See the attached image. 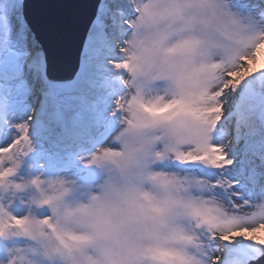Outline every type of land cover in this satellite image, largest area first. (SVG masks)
I'll list each match as a JSON object with an SVG mask.
<instances>
[{
  "label": "clouds",
  "instance_id": "1",
  "mask_svg": "<svg viewBox=\"0 0 264 264\" xmlns=\"http://www.w3.org/2000/svg\"><path fill=\"white\" fill-rule=\"evenodd\" d=\"M130 3L140 11L123 40L122 59L130 64L124 76L146 97L157 88L166 100L194 96L209 81L211 65L243 51L242 41L255 37L229 0ZM254 55L259 64L264 46ZM123 115L111 147L122 155L105 157L109 147L97 151L100 159L92 165L103 171L104 179L82 199H74L79 188L63 177L0 182L5 208L31 191L26 207L48 211L44 217L30 211L24 215L26 223L8 229V239L25 242L21 249L27 264H180L175 234L194 222L190 209L199 185L183 174L162 176L156 168L162 161L151 153L147 138L157 130L166 134L165 129L130 128L127 108Z\"/></svg>",
  "mask_w": 264,
  "mask_h": 264
},
{
  "label": "rangeland",
  "instance_id": "2",
  "mask_svg": "<svg viewBox=\"0 0 264 264\" xmlns=\"http://www.w3.org/2000/svg\"><path fill=\"white\" fill-rule=\"evenodd\" d=\"M120 1H124L120 6L118 0L100 1L80 53L77 73L68 82L58 84L45 73L44 53L23 19V0H0V66L6 58H14L6 69H0V147L18 135L14 126L21 123L28 125L32 147L31 152L22 156L14 180L63 177L78 186L74 199H82L103 181V171L89 161L99 149L114 146L113 137L119 128L118 115H113V111L121 85L109 61L121 59L119 47L123 46L128 31L124 20L133 17L130 0ZM230 5L247 17L246 5L234 1ZM111 15L119 20L113 31L107 29V24H112ZM34 64L39 69L32 68ZM257 85L264 86V74L249 78L229 97L230 102L226 103L229 126L222 125L223 132L217 137L221 142L232 141L225 151L235 163L223 175L239 183L223 195L237 203L257 202L258 194L264 192V185L259 180L252 181L253 169L243 165L241 158L259 148L264 151V125L259 120L264 91ZM53 116L57 117L52 120ZM234 126L238 131L233 132ZM32 196L29 191L16 197L8 208L10 214L24 216L31 211L39 217L48 215L47 209L26 207L25 202ZM218 242L214 243L222 251L248 246V242L239 239L234 245ZM24 244L18 239L0 241V264H6V248Z\"/></svg>",
  "mask_w": 264,
  "mask_h": 264
},
{
  "label": "snow or ice",
  "instance_id": "3",
  "mask_svg": "<svg viewBox=\"0 0 264 264\" xmlns=\"http://www.w3.org/2000/svg\"><path fill=\"white\" fill-rule=\"evenodd\" d=\"M131 5L135 16L140 8ZM248 7L259 12L245 17L247 27L255 31L254 39L242 41L244 50L235 56L211 65L209 81L194 96L181 94L178 98L166 100L157 88L153 96L146 97L135 82L129 86L124 71L130 69V64L122 59L126 52L123 46L119 49L121 59L109 61L121 85L113 115H118L119 122L123 121V111L127 108L131 113L127 120L130 128H164L166 134L157 130L147 138L151 153L162 161L156 168L162 176L169 172L183 174L185 179L192 178L199 185L190 209L194 222L178 229L175 234V250L182 258L180 264H264V192L258 194L257 202L245 200L237 203L223 195L239 181L223 175L224 170L235 163L225 151L226 144L230 145L232 141L221 142L217 138L223 132L221 126L226 120L229 97L249 78L264 74V59L258 64L254 55L258 47L264 46V0H256ZM124 24L130 26L132 19H125ZM257 87L264 91V86ZM213 88L214 92L211 91ZM14 127L18 135L0 147V182L14 177L19 158L32 151L27 123ZM235 131L238 129L234 126ZM103 155L122 153L109 147ZM98 159L100 157L94 154L89 163L94 164ZM235 195L238 198L239 194ZM14 199L7 208L0 202V237L6 242L12 240L7 237L8 229L14 223H26L24 216L12 215L8 211ZM44 222L48 223L47 217ZM257 233L261 235L257 236ZM238 239L248 242V246L221 251V247L214 243L234 245ZM6 254V262L10 264H27L21 247H8Z\"/></svg>",
  "mask_w": 264,
  "mask_h": 264
},
{
  "label": "water",
  "instance_id": "4",
  "mask_svg": "<svg viewBox=\"0 0 264 264\" xmlns=\"http://www.w3.org/2000/svg\"><path fill=\"white\" fill-rule=\"evenodd\" d=\"M101 0H24L23 19L44 53L51 80H70L77 73L80 53ZM2 19L0 18V25ZM14 58L0 66L7 68ZM264 125V106L259 112Z\"/></svg>",
  "mask_w": 264,
  "mask_h": 264
},
{
  "label": "bare ground",
  "instance_id": "5",
  "mask_svg": "<svg viewBox=\"0 0 264 264\" xmlns=\"http://www.w3.org/2000/svg\"><path fill=\"white\" fill-rule=\"evenodd\" d=\"M118 1H119L118 2V5L119 6L121 4H123V2H124V1H120V0H118ZM232 1H234L235 3L238 2L239 4H242V5H246V6H244L245 7L244 9H245V13H246V16L247 17H249V16H255V15H258L259 14V12L257 10L254 11V8L248 7V5L254 4L256 2V0H237V1H235V0H229L230 3H232ZM125 8H127V7H125ZM248 9H251V11L248 10ZM110 21L112 22V24H110V26H108V24H107V27H108L107 29L110 30L112 28V30H110V31H113L114 28H116L118 26L119 20H116L111 15ZM51 81L52 82H56L58 84H62V83L68 82L69 80H51ZM227 116L228 115L226 114L227 120H225V122L223 123V125L225 127H228L229 126L228 117ZM230 155H232V154H230ZM241 158L243 160V163H242L243 165L245 164L246 167H250L251 169H253L252 171L254 172V175L251 176L252 181L259 180V182L264 185V151L261 148H259L256 151L254 150L251 153L244 154ZM257 158H260L262 161L260 163H256L255 160ZM245 178H246V176L243 177V179H245Z\"/></svg>",
  "mask_w": 264,
  "mask_h": 264
},
{
  "label": "trees",
  "instance_id": "6",
  "mask_svg": "<svg viewBox=\"0 0 264 264\" xmlns=\"http://www.w3.org/2000/svg\"><path fill=\"white\" fill-rule=\"evenodd\" d=\"M31 67H32V66H31ZM32 68H34L35 70H37V68L39 69V66H37V68H36V65L34 64ZM39 71H40V72H42V70H41V69H40ZM54 117H56V116H53V118H52V119H54Z\"/></svg>",
  "mask_w": 264,
  "mask_h": 264
}]
</instances>
